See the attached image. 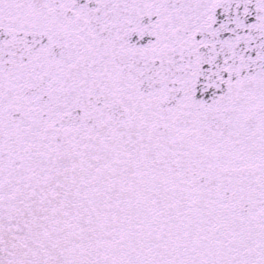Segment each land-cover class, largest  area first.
<instances>
[{
	"label": "snow or ice",
	"instance_id": "1",
	"mask_svg": "<svg viewBox=\"0 0 264 264\" xmlns=\"http://www.w3.org/2000/svg\"><path fill=\"white\" fill-rule=\"evenodd\" d=\"M0 264H264V0H0Z\"/></svg>",
	"mask_w": 264,
	"mask_h": 264
}]
</instances>
